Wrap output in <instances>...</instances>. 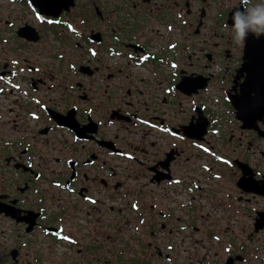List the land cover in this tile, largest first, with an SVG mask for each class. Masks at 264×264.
Returning a JSON list of instances; mask_svg holds the SVG:
<instances>
[{
  "label": "flooded vegetation",
  "instance_id": "flooded-vegetation-1",
  "mask_svg": "<svg viewBox=\"0 0 264 264\" xmlns=\"http://www.w3.org/2000/svg\"><path fill=\"white\" fill-rule=\"evenodd\" d=\"M257 4L0 0V264H264Z\"/></svg>",
  "mask_w": 264,
  "mask_h": 264
},
{
  "label": "clouds",
  "instance_id": "clouds-1",
  "mask_svg": "<svg viewBox=\"0 0 264 264\" xmlns=\"http://www.w3.org/2000/svg\"><path fill=\"white\" fill-rule=\"evenodd\" d=\"M248 31H264V4H257L234 14V39L242 43Z\"/></svg>",
  "mask_w": 264,
  "mask_h": 264
},
{
  "label": "water",
  "instance_id": "water-1",
  "mask_svg": "<svg viewBox=\"0 0 264 264\" xmlns=\"http://www.w3.org/2000/svg\"><path fill=\"white\" fill-rule=\"evenodd\" d=\"M262 42H264V38H262ZM256 107H258V109L260 110V114H261V109H264V105H257Z\"/></svg>",
  "mask_w": 264,
  "mask_h": 264
},
{
  "label": "snow or ice",
  "instance_id": "snow-or-ice-1",
  "mask_svg": "<svg viewBox=\"0 0 264 264\" xmlns=\"http://www.w3.org/2000/svg\"><path fill=\"white\" fill-rule=\"evenodd\" d=\"M93 203H95V201H92ZM133 207L135 208L136 207V205H133ZM64 239H69V237H64Z\"/></svg>",
  "mask_w": 264,
  "mask_h": 264
},
{
  "label": "rangeland",
  "instance_id": "rangeland-1",
  "mask_svg": "<svg viewBox=\"0 0 264 264\" xmlns=\"http://www.w3.org/2000/svg\"><path fill=\"white\" fill-rule=\"evenodd\" d=\"M197 236V235H196Z\"/></svg>",
  "mask_w": 264,
  "mask_h": 264
}]
</instances>
